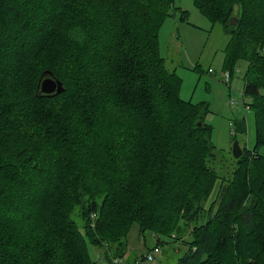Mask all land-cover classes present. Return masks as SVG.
<instances>
[{
    "label": "trees",
    "instance_id": "1",
    "mask_svg": "<svg viewBox=\"0 0 264 264\" xmlns=\"http://www.w3.org/2000/svg\"><path fill=\"white\" fill-rule=\"evenodd\" d=\"M193 1L229 36L231 78L248 62L256 142L231 180L210 165L209 105L160 55L174 0H0V264H95L89 245L110 263L135 222L160 244L190 233L177 264H264V0ZM45 72L64 92H41ZM77 208L68 259L43 261Z\"/></svg>",
    "mask_w": 264,
    "mask_h": 264
},
{
    "label": "rangeland",
    "instance_id": "2",
    "mask_svg": "<svg viewBox=\"0 0 264 264\" xmlns=\"http://www.w3.org/2000/svg\"><path fill=\"white\" fill-rule=\"evenodd\" d=\"M182 12L187 13L184 21ZM228 40L229 36L223 32L221 26L214 25L197 8L193 0H174L171 15L165 20L160 31V55L165 59L167 67L175 71L182 79L181 99L188 103L209 105V113L205 121L212 128V144L216 155L210 165L220 177L231 180L239 169L233 153L234 143L236 140L239 141L242 149L255 148L256 119L253 110L245 109V104L246 106L252 104V99L244 93L248 62L241 60L236 63L230 83H226L224 79L225 73L229 72L225 69V47ZM210 70H212L211 73ZM232 100L237 101L234 106ZM241 120H244L247 126L245 134L237 130L236 123ZM259 153L264 155V147L259 150ZM239 175L242 176V173ZM215 192L216 189L212 193L211 200L214 199ZM57 199L56 196L50 200L52 202L50 204L56 206ZM39 201L40 196H37L33 207ZM64 201L63 198L59 200L62 204ZM78 210L79 208L69 219L64 216L53 218L56 220L53 228L58 236L55 238L56 243L52 241L53 250H50V253L53 254L44 256L43 261L50 259L54 254L55 257H59L58 259L67 258L70 243L76 241L74 231L71 233L73 238L68 235V226L69 224L82 226L83 220L81 221V218L77 216ZM45 211L47 212L48 208H45ZM43 212L44 209L41 208L40 214ZM68 222L71 223L68 224ZM176 234L170 235L169 239L163 238L160 244L155 233L148 231L142 234L139 223L135 222L127 237L128 248L124 258L118 257L120 251L115 253L113 250H108L107 254L112 258L109 263L104 258V250L90 245L89 254L95 264H115L116 259H122V264H177L188 250L183 243L191 241L192 235L177 234L181 237L178 238ZM67 241L71 242L67 245ZM158 244H160V251L154 253ZM150 253L154 255V261L151 262L147 259ZM72 255L73 252L70 253V257Z\"/></svg>",
    "mask_w": 264,
    "mask_h": 264
},
{
    "label": "water",
    "instance_id": "3",
    "mask_svg": "<svg viewBox=\"0 0 264 264\" xmlns=\"http://www.w3.org/2000/svg\"><path fill=\"white\" fill-rule=\"evenodd\" d=\"M237 23L238 20L235 17H232L230 20V24L232 26H236ZM45 75L46 77L40 82V90L44 95H59L64 92L65 88L62 81L55 78L51 72H45L44 76ZM233 153L236 159L241 158V156L243 155V149L241 148L240 143L237 140L235 141L233 146Z\"/></svg>",
    "mask_w": 264,
    "mask_h": 264
},
{
    "label": "built area",
    "instance_id": "4",
    "mask_svg": "<svg viewBox=\"0 0 264 264\" xmlns=\"http://www.w3.org/2000/svg\"><path fill=\"white\" fill-rule=\"evenodd\" d=\"M210 73L212 72V70H210L209 71ZM224 79H225V81H226V83H230V81H231V74H230V72H227V73H225V75H224ZM237 103V101L236 100H232V104L234 105V104H236ZM245 109L246 110H248V109H250V106H246V104H245ZM160 250H159V247H156L155 249H154V253H158ZM147 259H148V261H154V255H153V253H150V254H148L147 255ZM122 260V259H121ZM121 260H119V259H116L115 260V264H122V262H123V260L121 261Z\"/></svg>",
    "mask_w": 264,
    "mask_h": 264
},
{
    "label": "bare ground",
    "instance_id": "5",
    "mask_svg": "<svg viewBox=\"0 0 264 264\" xmlns=\"http://www.w3.org/2000/svg\"><path fill=\"white\" fill-rule=\"evenodd\" d=\"M234 106V105H233Z\"/></svg>",
    "mask_w": 264,
    "mask_h": 264
}]
</instances>
